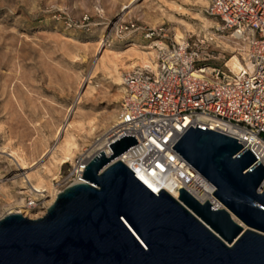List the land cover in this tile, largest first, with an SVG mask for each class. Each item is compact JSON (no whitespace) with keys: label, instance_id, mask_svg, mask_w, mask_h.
<instances>
[{"label":"rangeland","instance_id":"1","mask_svg":"<svg viewBox=\"0 0 264 264\" xmlns=\"http://www.w3.org/2000/svg\"><path fill=\"white\" fill-rule=\"evenodd\" d=\"M204 2L0 0V212L23 205L31 185L22 189L18 178L33 173L46 180L49 192L36 194L37 207L25 213L31 219L42 216L74 159L108 136L117 119L122 78L150 65L136 60L134 50L149 53L145 57L154 61V48L125 31L128 23L161 27L166 42L212 37L207 48L211 65L232 56L233 43L214 33L216 22L205 13ZM229 61L235 64L234 58ZM108 63L117 64L116 70ZM63 138L76 149L59 166ZM9 154L25 166L33 164L20 170Z\"/></svg>","mask_w":264,"mask_h":264},{"label":"water","instance_id":"2","mask_svg":"<svg viewBox=\"0 0 264 264\" xmlns=\"http://www.w3.org/2000/svg\"><path fill=\"white\" fill-rule=\"evenodd\" d=\"M136 144L92 155L41 217L0 218V264H264V168L246 148L196 125L171 146L214 187L212 209L153 194L117 159Z\"/></svg>","mask_w":264,"mask_h":264},{"label":"built area","instance_id":"3","mask_svg":"<svg viewBox=\"0 0 264 264\" xmlns=\"http://www.w3.org/2000/svg\"><path fill=\"white\" fill-rule=\"evenodd\" d=\"M204 1L205 13L216 22L214 33L233 43L232 56L211 65L207 48L212 37L166 42L161 27L128 23L125 31L139 34L148 48H154L153 66L124 75L117 119L105 143L74 159L55 195L82 182L84 164L92 155L100 151L108 155L109 143L127 136L137 144L117 159L139 182L137 172L158 185L153 194L165 191L160 184L169 181L176 195L165 192L174 199L182 189L216 209L214 187L171 149L195 125L236 140L264 168V0ZM231 58L233 67L228 64ZM36 194L26 196L23 209L37 207ZM6 214L0 212V218Z\"/></svg>","mask_w":264,"mask_h":264},{"label":"bare ground","instance_id":"4","mask_svg":"<svg viewBox=\"0 0 264 264\" xmlns=\"http://www.w3.org/2000/svg\"><path fill=\"white\" fill-rule=\"evenodd\" d=\"M205 3V2H204ZM202 4V3H201ZM178 33V32H177ZM179 36V35H178ZM180 38V37H179ZM144 48V47H143ZM132 50V49H131ZM138 50H140V49H138ZM133 51V50H132ZM134 52H135V54L136 53H138L139 54V56H137V59L136 60H139V62L140 63H142V65H144L143 63L145 62V63H149L148 65H149V67H152L153 66V64L151 63V61H149V59L147 58V57H145V56H148L149 55V53H144V52H142V51H136V50H134ZM118 56V55H117ZM136 57V56H135ZM150 57V56H149ZM152 59V58H151ZM113 62V61H112ZM131 64V63H130ZM228 64L230 65V66H235L236 65V63L235 64H233L232 62H228ZM108 65H109V67L111 68V69H115V66L117 65H114L113 63H108ZM134 65V64H133ZM136 65V64H135ZM138 65V64H137ZM141 65V66H142ZM132 68V67H131ZM116 70V69H115ZM114 72V71H113ZM116 72V71H115ZM116 74V73H115ZM117 77V76H116ZM112 119V118H111ZM198 121H201V119H199ZM65 127V126H64ZM60 129V128H59ZM57 134V133H56ZM91 134V133H90ZM66 135V134H65ZM56 136V135H55ZM67 137V136H66ZM65 136H64V138H66ZM71 137V136H70ZM63 138V139H64ZM67 138H69V136L67 137ZM72 138V137H71ZM65 140V142L62 144V145H60L59 146V151H60V153H61V158L60 159H58V165L59 166H61L63 163H66L67 161H69L70 160V157H72V155H71V150L73 149V148H75V146H74V144H73V142H72V140L71 141H68L67 139H64ZM67 140V141H66ZM60 143V142H59ZM105 143V141H102L101 142V144H104ZM58 143H56V145H57ZM59 145V144H58ZM98 145H100V144H98ZM4 148V147H3ZM2 148V149H3ZM55 149V148H54ZM57 149V150H58ZM76 149V148H75ZM74 149V150H75ZM1 150V149H0ZM3 151V150H2ZM8 151V150H7ZM54 151V150H53ZM2 153V152H1ZM11 153V152H10ZM73 153H74V151H73ZM17 155V154H16ZM54 155V154H53ZM52 155V156H53ZM10 158H12L11 160H13L14 162H15V164L20 168V170H25V169H29L31 166H32V164H27V165H30V166H25V162L23 161V160H21V159H18L15 155H12V154H9L8 155ZM74 156V155H73ZM55 157V156H54ZM1 158V157H0ZM73 158V157H72ZM24 159V158H23ZM26 160V159H25ZM53 160V159H52ZM57 161V160H56ZM11 162V161H10ZM27 162V161H26ZM55 162V161H54ZM12 163V162H11ZM30 163V162H29ZM57 163V162H56ZM57 165V166H58ZM31 173V172H30ZM19 174V173H18ZM48 174V173H47ZM32 176H33V173H32ZM30 177L29 176V174H26V175H23V176H21V177H19L18 179H19V181H20V184H21V186L23 187L22 189H26L27 187H26V185H29L30 186V191L31 192H37V193H43V192H47L48 190L47 189H49V188H47L46 189V186H45V182H46V180H45V182H44V180H43V178L42 177H40V176H38V175H34L33 177ZM137 178L141 181V183L146 187V188H148L150 191H156L157 190V188H158V185H155L154 183H152L151 181H150V179H148L147 177H145L141 172H137ZM45 179H46V177H45ZM161 187L165 190V191H167V192H169L173 197H175V191L173 190V188H172V185H171V183L169 182V181H164V182H162L161 184ZM264 185V184H263ZM51 186V185H50ZM48 187V186H47ZM52 187V186H51ZM47 190V191H46ZM27 192V191H26ZM49 192V191H48ZM22 194V193H21ZM23 195V194H22ZM46 197H48V195L46 196ZM54 197H55V193H53V196L52 197H50V199L47 201V202H45L46 204H44V207L45 208H47L51 203H52V201H53V199H54ZM23 206H21V203H18V204H16V205H8L6 208H2V212H9V213H13V211H15V213H19V214H21L22 216H24V217H26V218H29V219H31L32 217L34 218V216H31V218H30V216L29 215H27L26 213H25V211H27V210H23V209H21ZM215 207L216 208H221V206L219 205V204H215ZM15 209V210H14ZM44 213V212H43ZM30 214V213H29ZM42 214V213H41ZM36 217H38V215L36 216Z\"/></svg>","mask_w":264,"mask_h":264}]
</instances>
